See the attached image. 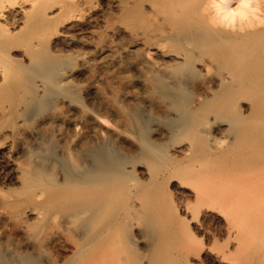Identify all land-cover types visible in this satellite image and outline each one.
I'll use <instances>...</instances> for the list:
<instances>
[{
    "label": "bare ground",
    "instance_id": "6f19581e",
    "mask_svg": "<svg viewBox=\"0 0 264 264\" xmlns=\"http://www.w3.org/2000/svg\"><path fill=\"white\" fill-rule=\"evenodd\" d=\"M260 4L0 0V264H264Z\"/></svg>",
    "mask_w": 264,
    "mask_h": 264
},
{
    "label": "rangeland",
    "instance_id": "374dc122",
    "mask_svg": "<svg viewBox=\"0 0 264 264\" xmlns=\"http://www.w3.org/2000/svg\"><path fill=\"white\" fill-rule=\"evenodd\" d=\"M260 7H263V3L264 0H260ZM264 8V7H263ZM263 11V9H261ZM260 11V12H262ZM264 12V11H263ZM202 76V79H201ZM200 75L199 77H195L193 81V83L195 84L197 82V84L195 85V87H191L194 88L192 89L193 91L195 90V88L197 90L200 89L199 85L205 83V82H209L211 81V78L214 76L211 75ZM206 78L210 79V80H205ZM196 79V80H195ZM200 81V84L198 83V81ZM191 81V83H192ZM204 81V82H203ZM192 83V84H193ZM198 85V86H197ZM200 85V86H201ZM192 86V85H191ZM194 86V85H193ZM195 92V91H194ZM195 101L199 100V97H194ZM174 188H172L171 190V194L173 195V197L177 200V201H183L184 197L182 196L181 192L176 190L177 188H175V186H173ZM181 199V200H180ZM181 215V217L183 218L184 222L186 223V227L188 229V232L191 234L193 233L194 235H197V237L201 240V242L205 245H210L213 244L215 247H219L225 244L226 241V235L225 232L222 229V222L219 220L218 217H209L207 219L204 220L203 225L198 227V223L192 218L191 214L189 212H186L185 209L180 208L178 211ZM203 227V228H202ZM203 229V230H202ZM203 264H217L215 262H211V261H207Z\"/></svg>",
    "mask_w": 264,
    "mask_h": 264
},
{
    "label": "clouds",
    "instance_id": "9594fccd",
    "mask_svg": "<svg viewBox=\"0 0 264 264\" xmlns=\"http://www.w3.org/2000/svg\"><path fill=\"white\" fill-rule=\"evenodd\" d=\"M215 12L214 22L232 28L244 24L252 15L253 0H239L238 6L232 0H211Z\"/></svg>",
    "mask_w": 264,
    "mask_h": 264
}]
</instances>
